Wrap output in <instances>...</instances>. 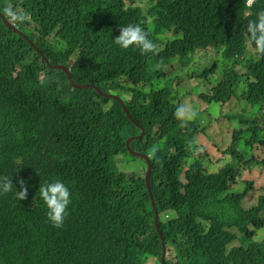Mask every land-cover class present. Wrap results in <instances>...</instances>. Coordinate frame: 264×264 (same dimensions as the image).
<instances>
[{"label":"trees","instance_id":"1","mask_svg":"<svg viewBox=\"0 0 264 264\" xmlns=\"http://www.w3.org/2000/svg\"><path fill=\"white\" fill-rule=\"evenodd\" d=\"M9 5L32 21L15 26L22 37L0 16V178L13 181L12 192L0 194V264H162L163 250L164 264H264V237L255 240L264 230V189L256 204L248 202L260 189L255 182L245 179L236 189L252 165L264 168V121L243 111L228 116L233 134L218 153L229 159L219 158L221 169L209 172L205 155L190 160V142L195 148L202 133L221 138V149L229 136L209 133L196 118L178 120L186 93L174 86L201 80L187 95L209 106L202 111L208 121L212 104L218 110L238 101L264 111V56L247 32L264 0L251 7L248 0H0V11ZM129 24L149 33L155 54L115 43ZM56 47L55 55L49 49ZM199 51L207 61L221 53V60L200 67ZM55 65L93 89H72ZM130 138L139 155L127 149ZM240 146L251 148L248 161ZM153 147L151 195L144 178L113 177L116 156H149ZM21 180L24 200L16 196ZM55 180L72 193L62 228L48 219L38 193Z\"/></svg>","mask_w":264,"mask_h":264},{"label":"rangeland","instance_id":"2","mask_svg":"<svg viewBox=\"0 0 264 264\" xmlns=\"http://www.w3.org/2000/svg\"><path fill=\"white\" fill-rule=\"evenodd\" d=\"M138 3H142L145 6L148 3V0H138ZM61 49H62L61 47H58V48L56 47L55 50L50 48L49 51L54 52V54L56 55L57 53L59 54ZM198 54L202 55V57H203V60L199 62L200 67H208V65H210L209 68H213V67H215L217 60L219 62L221 60V53L216 55V53L213 52L212 57H216V58L212 59V57H211V61H207V59H204L205 57L209 58L210 57L209 54L204 55L203 51H199ZM225 61L226 62L223 61V64H221L218 67V70H220L221 72H224V70L227 67H229L230 61H228V60H225ZM237 66H239V64ZM239 71L244 72V69L239 70ZM209 81L212 85L217 84L215 73H213V75L210 76ZM182 82H183V80L182 81H176L174 83V86L177 89L179 86L184 88V91L186 94L181 93L182 104H186V105L190 106L194 111H196L198 113V115L196 116V120L195 119H193V120L197 121V119H199V121L201 122L200 128H203L204 126L205 127L208 126L207 130L209 131V133H214V134L223 135V136H229V137H226V139H224L223 146L220 149L216 146V144L218 146H220L222 144L221 138H219V140H211L208 135L200 133L195 138V141H194L195 142L194 143L195 148H193L191 146H189L187 148L188 153L191 157L190 160L194 159L197 155H205L206 157H208V162H209V165H206L207 170L209 172L216 173L221 169V168H218L219 167L218 165H221V161L219 158L229 159V157H226V156L218 153V152H222L223 150H225L227 148L226 143H227V141H229L230 136H232V134H233L232 130H234V126H233V124L230 123V121L227 119V117L228 116H238L240 111H243L242 112L243 116H245L247 119L249 118V119L257 121L259 123V122L264 121V111L262 110V107H260V106H254V107L251 105L247 106L244 102H243V104H244L243 105L242 103H240L238 101H234V102L230 103L229 105H224V106L220 105V107L218 106L219 107L218 110H217V106L215 104H212L211 105V111L214 112L215 114L213 115V118L208 121L206 119V115H203L202 111H206V109L209 106L203 102V99H201L200 96H198V95H187V91H193L194 88L199 87L201 80L198 82H196V80H191L185 84H183ZM203 82H205V80H203ZM174 91H176V90L174 89ZM231 106H233V108H231ZM200 112L202 113V115H200ZM219 115H220V117H218ZM216 117H218V119H216ZM242 128H244V127L242 126ZM262 138H264V132L262 133ZM262 147H263L262 145H259V149L255 150V153H258V154H256V156H259L260 154H262V153H260V152H263ZM239 151H240V153H242V155L245 158H247L246 161H248L250 159V157L252 156V150H251V148H249L247 146L246 147L240 146ZM115 161L117 162V164H115V165H117V174H113V177L115 179H121L123 177L130 178V177L135 176V175H137L139 177H143L144 172L146 170V168L144 166L145 161L139 156L134 158L131 155L123 154V156H118V157L116 156ZM229 162H231V160H229ZM231 166H234V164H232V162H231ZM251 167L253 169L251 171L243 174L242 179L239 180V184H238V187H240V188H236V189L242 190L243 188H245L244 186H242V181L245 179L255 182L256 188L259 187L260 189L256 190L252 194V196L249 197L248 202H249V204H256L258 196L262 195V193H259V191L264 189V168H262V167L259 168L258 165H252ZM263 237H264V230H263V232H262V230H260L257 233L255 240L262 239ZM154 263H155L154 260L153 261L151 260L149 262V264H154Z\"/></svg>","mask_w":264,"mask_h":264},{"label":"clouds","instance_id":"3","mask_svg":"<svg viewBox=\"0 0 264 264\" xmlns=\"http://www.w3.org/2000/svg\"><path fill=\"white\" fill-rule=\"evenodd\" d=\"M255 1L256 0H248V7H251ZM0 16L3 17L4 22L10 24L14 29H17L15 26H20L26 23H31L32 21V17L30 13H28L27 11L19 7H13L11 5L5 7L3 9V13L0 11ZM18 31L22 33L20 30ZM247 32L249 34L248 44L254 45L255 52L258 53L259 55L264 56V11L257 13L256 19L250 20L248 22ZM119 33L120 34L116 36L114 40H115V43L119 45L121 49L127 50V49L134 48V49H138L141 52V54H148V53L155 54L156 53L157 46L149 38V33L146 32L140 24H129L127 26H122L119 29ZM20 35L22 37H25L24 34H20ZM36 51L40 55H42L45 61H48L46 57L43 55L42 51H39L37 49ZM57 66H64V65H55V68ZM64 67L67 68L66 66ZM68 70L70 71V69ZM41 83H44V81L42 80ZM197 115L198 113L186 104L179 105L175 111V117L180 121H191L195 119ZM191 144L192 142H190V146ZM157 151L158 149L156 147H153L151 151L149 152V156L142 155L141 158L145 162H147V165H146L147 169L145 170L143 177H139L137 175L135 176L139 178H144L146 182V174L148 171V161L146 160V157H148L149 162L151 164V175H150V180H151V176L153 172L151 157H155ZM134 155H139V154H134ZM118 156H121V155H118ZM20 184H21L22 190L20 191L17 190L16 196L19 200H24L28 196V188L25 186V182L23 180L20 181ZM12 190H13L12 179H9L7 177L0 178V194H8L12 192ZM149 192L151 195V185H150ZM38 193H39V199L42 200L47 207L48 219L52 222L54 227L62 228L65 222V219L69 214L68 208L70 204L72 203V193L69 187L66 186L64 182L60 180H55L52 182L41 184ZM152 204H153L154 210H156L153 199H152ZM156 217L158 220V228H159V216L156 214L155 220H156ZM155 225H156V222H155ZM164 253H165V250H164ZM151 260L153 261V259H147L145 261V264H149ZM164 261H165V257H164Z\"/></svg>","mask_w":264,"mask_h":264},{"label":"water","instance_id":"4","mask_svg":"<svg viewBox=\"0 0 264 264\" xmlns=\"http://www.w3.org/2000/svg\"><path fill=\"white\" fill-rule=\"evenodd\" d=\"M6 23V22H5ZM10 28H12V29H14L10 24H8V23H6ZM15 32H17V33H19V34H22V33H20L17 29H15ZM57 69H60V70H62V71H64L65 72V75L67 76V79H68V82H69V84L71 85V87H72V89H75V90H87V89H93V87L92 86H90V85H84V86H78V85H76L74 82H73V80H72V78H71V76H70V71L67 69V68H65L64 66H57L56 67ZM99 92V91H98ZM101 96L102 97H105L104 95H102L101 94ZM110 99H113V100H117V101H119L117 98H111L110 97ZM122 105V107H124V105L123 104H121ZM124 110H125V108H124ZM141 130H142V134H141V136L140 137H138V138H136V139H140V138H142L143 136H144V130L141 128ZM133 140H135V138H130L128 141H127V143H126V146H127V149H129L132 153H134V154H138V153H135V152H133L132 150H131V142L133 141ZM146 160L148 161V171H147V174H146V184H147V188H148V191L150 190V175H151V164H150V162H149V158L148 157H146ZM155 222H156V227H157V229H158V220H157V217H156V220H155ZM162 244H164V241L162 240ZM163 255L165 256V253H164V250H163ZM164 256L162 257V259H161V262H162V264H164Z\"/></svg>","mask_w":264,"mask_h":264}]
</instances>
